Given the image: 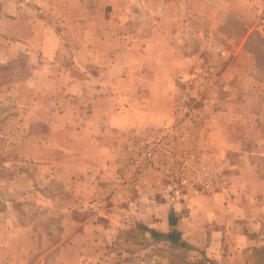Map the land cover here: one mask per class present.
Here are the masks:
<instances>
[{
  "label": "crops",
  "instance_id": "crops-1",
  "mask_svg": "<svg viewBox=\"0 0 264 264\" xmlns=\"http://www.w3.org/2000/svg\"><path fill=\"white\" fill-rule=\"evenodd\" d=\"M192 1L203 6L212 3ZM169 2L168 13L162 10L163 5L157 13L178 17L180 5ZM94 3L96 0H0V167L1 163H24L26 169L38 164V179L57 177L58 184L68 190L72 203L68 210L87 215L63 223L70 228L45 248L47 238L33 237L31 222L0 217V245L9 248L13 254L8 257L13 260L27 259L31 250L38 251V259L44 258L39 264H193V256L178 260L171 252L185 253L193 248L199 249L207 264H264V255L257 251L264 248V206L259 208L255 201L264 196V174L255 161L264 148V137L252 131L258 124L264 126V93L254 90L253 61L239 58L217 72L219 106L210 113L204 129L208 147L225 166V186L192 189L174 179L163 182L166 176L154 172L143 174L127 194L118 197L111 192L110 183L124 164L125 135L145 133L167 116L164 83H170L174 64L162 52L175 48L169 44V30L159 24L143 38L138 51L132 43L116 45L128 52L122 60L127 71L141 75L147 83L144 97L137 95L135 80L122 84L112 74L116 54L97 56L99 48L117 51L106 38L100 46L89 38L71 46V65L82 72L72 74L64 62L66 49H61L60 40L54 37L58 28L40 12L51 11L60 21L70 19L74 25L68 26L69 31L76 36H93L97 35V28L91 26L96 16L87 5L92 9ZM218 7L216 13L223 18L227 12ZM184 9L190 10L186 2ZM229 9L242 6L234 4ZM200 15L198 11V18ZM84 23L89 26L81 28ZM110 26L105 24L110 35L116 33ZM251 32L242 34L247 39ZM53 61L58 65L56 74L52 73ZM92 64L101 66L96 74L87 71ZM54 82L56 86L51 85ZM251 137L256 142L254 149L248 147ZM13 205H4L0 214ZM170 210L177 217L175 227L186 246L156 238L147 230L143 232L153 248L122 246L120 229L137 223L169 233ZM39 244L40 248L34 249Z\"/></svg>",
  "mask_w": 264,
  "mask_h": 264
},
{
  "label": "rangeland",
  "instance_id": "rangeland-1",
  "mask_svg": "<svg viewBox=\"0 0 264 264\" xmlns=\"http://www.w3.org/2000/svg\"><path fill=\"white\" fill-rule=\"evenodd\" d=\"M173 1L175 4L178 3L181 8L179 6L180 13L179 10H177L178 17L171 19L168 14L161 15V13H157L161 5H163L161 6L162 10L168 13V9H170L169 0H144V2L141 0H112L111 3H105L103 0H96V3L92 4V9L89 8L91 5H87V8L96 16L91 26L97 28V35L93 36H76L69 31L68 26L74 25L70 19L60 21L51 11L44 12V10L40 13L43 17L46 16L47 20L58 28V33H56L57 35L54 37L60 40V48L66 49L64 50L66 54L64 62L72 74L79 76L82 72L71 65L70 54L73 52L71 46L83 42L86 38H89L93 43L100 46L101 43L104 42L102 39L106 38L108 39L106 42L114 44L113 46L115 47L113 49L117 48V51L115 52L110 49L104 52L103 48H99L97 56L101 55V58H104L105 54L109 55V57H113L114 54H116L117 64L114 66V69H112V74L121 79L122 84L127 79L132 78L135 80L136 93L139 97H144L145 93L148 92L147 83L142 80V77H140L141 75L137 74L135 76L134 71H127V67L122 63V60L126 59L128 52L125 49L116 47V45L123 44L125 46L128 43H132L135 45V50L138 51L143 42V38L147 37V35L153 31L154 26L159 24L161 28L169 30V44L172 47L174 46L175 49L173 51L169 50L168 52L163 50L162 52L166 59H169L170 63L172 64L173 62L174 64V66H172V79L170 83H164L166 93L168 90L167 110L171 96L178 94L187 87L194 95L193 104L199 110L206 109L204 114L208 115L209 123L210 113H214L217 106H219L216 98L219 94L221 83L217 76V72L220 73L224 68L222 66L227 62H230L228 64L232 65L238 62L237 59L239 58L240 60L250 58L253 61L250 69L253 77L252 79H254L255 82L254 90H259L264 93V43L258 42L256 38L251 41V45L258 48V61L256 55L248 49L249 46L245 45L244 41L246 40V35L243 36L242 34L243 31L247 30L248 33L251 31L259 32L264 37V0H212V3L209 1L207 6H203L197 1L191 2V0ZM185 2L190 6L191 11H186L184 9ZM204 2L208 1L204 0ZM234 4L237 6L240 4L242 9L230 11L232 9L229 8L231 6L233 7ZM217 7L227 12L224 14L223 18L216 13ZM185 8L187 9V7ZM126 10L130 11V14L127 16L123 14ZM198 11L201 12L199 18ZM84 12L88 13V10ZM182 13L185 14V18L181 17ZM131 14L132 19H128L131 18ZM107 22H109V26L111 23L110 27L116 32L111 34L112 36L110 35V30L105 28ZM80 26L81 28L88 27L89 24L84 23L80 24ZM105 30H108L109 33H106ZM241 44H243L245 48L241 47ZM152 53L154 52L151 51V54ZM54 60L57 62V57H55ZM55 62L53 61L54 66H52L53 74H56L58 66ZM100 67L101 66L97 64H92L86 69L90 74H96L97 69H100ZM2 70H4V68H2ZM4 74L6 75L5 71L3 75ZM208 79L212 82L209 85L207 83ZM44 84L47 87L50 85L48 83ZM51 85L56 86L57 84L54 82ZM205 98L210 99V104L207 108H203V100ZM46 105H50V103L46 101ZM258 106L259 105H256V107ZM168 114L169 112H167V116ZM250 131L251 130H249V132ZM252 131L256 133V136L263 135L264 137V126H262V124L256 125ZM131 134L133 133L125 135L124 144L126 138ZM205 134L206 132L203 130L200 142L208 147ZM8 139L9 138H6V140ZM254 146L256 147V142L255 139L251 137V140L248 142V147L254 149ZM123 148L127 150L126 146ZM208 148L214 152L213 149L210 147ZM261 152V154L255 155V161L260 172L264 174V148L261 149ZM13 166H15V169H12ZM24 167V163H18L17 166L1 163L0 208L10 203L14 204V208L6 214H0V217L4 219L17 218L22 222H31L30 231L33 237L43 235L45 238L49 239V241L45 239L43 243L45 248L46 246H50L52 238L57 239L58 236L60 237L63 232H66V230L70 228L68 226H63V223H66L71 217L79 219L87 215H85L86 213L68 210V208L70 209V204H72L70 196L64 185L58 184L57 177L51 178L46 176L41 182L38 179V164L32 163L29 166L27 165L26 169ZM122 168L123 165L116 169V172L121 171ZM45 174L46 173H44V175ZM160 174L161 176H166V178L161 181H172L170 175ZM12 184L14 187H12ZM41 185L44 187H41ZM255 201L258 203L257 206L259 208H263L264 196H260ZM262 223V233L264 235L263 219ZM141 225V223H137L133 227H123L120 229L119 236L123 238L122 241L125 242L122 246L126 245L127 248H134L144 245L147 248H153L151 247L152 242L150 238L145 237L147 235L143 232L144 229ZM128 239L131 241H127ZM262 240H264V237H262ZM40 245L41 244L34 249L40 248ZM0 247H3L0 249V264H39L44 261V258L38 259L40 255L38 251L32 252V250L27 259L23 256L13 260L8 257L13 254L9 251V248L6 245H0ZM161 248L163 249L164 247ZM171 252L175 254L178 260H184L188 258V256H193V264H207L203 258L200 257L201 254L198 248L187 250L185 253L178 250L173 251V249Z\"/></svg>",
  "mask_w": 264,
  "mask_h": 264
},
{
  "label": "built area",
  "instance_id": "built-area-1",
  "mask_svg": "<svg viewBox=\"0 0 264 264\" xmlns=\"http://www.w3.org/2000/svg\"><path fill=\"white\" fill-rule=\"evenodd\" d=\"M208 85L212 82L208 79ZM194 95L185 87L171 96L168 116L145 133L131 134L125 140L126 157L123 168L111 180L110 190L118 196L143 174L170 175L182 187L205 190L225 186L224 167L206 145L200 142L208 125L206 109L199 110ZM203 108L210 99L203 100Z\"/></svg>",
  "mask_w": 264,
  "mask_h": 264
},
{
  "label": "trees",
  "instance_id": "trees-1",
  "mask_svg": "<svg viewBox=\"0 0 264 264\" xmlns=\"http://www.w3.org/2000/svg\"><path fill=\"white\" fill-rule=\"evenodd\" d=\"M254 38H256V40H258V42L264 43V37L259 32L252 31L250 33V35L247 37V39L245 40V45L249 46L248 49L256 55V59L259 61L258 48H256V46H254V45H251V41H253ZM168 222H169V225L171 227V230L167 234L158 233L154 230L149 229L148 227H146L144 225H141V227L144 230L149 231L151 233V235L156 237V238L157 237H164L174 244H178L179 246H182V247L186 246V244L183 241H180L179 232L176 230V227H175L176 223H177V217L174 215L172 210H170ZM257 251L264 255V248L258 249Z\"/></svg>",
  "mask_w": 264,
  "mask_h": 264
}]
</instances>
